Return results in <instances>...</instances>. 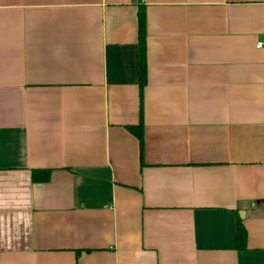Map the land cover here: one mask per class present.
Segmentation results:
<instances>
[{"label": "crops", "instance_id": "0c3cea01", "mask_svg": "<svg viewBox=\"0 0 264 264\" xmlns=\"http://www.w3.org/2000/svg\"><path fill=\"white\" fill-rule=\"evenodd\" d=\"M260 42L264 0H0V264H264Z\"/></svg>", "mask_w": 264, "mask_h": 264}, {"label": "trees", "instance_id": "16d2710c", "mask_svg": "<svg viewBox=\"0 0 264 264\" xmlns=\"http://www.w3.org/2000/svg\"><path fill=\"white\" fill-rule=\"evenodd\" d=\"M143 1V0H141ZM147 13H145V9L141 6L138 10V45H139V77H140V122L135 126H129L128 129L130 132L137 137L138 141H140V157H142L145 151V125L143 123L144 117V109H143V99H144V89L148 84V77H147V68H148V61H147V45H146V38H147ZM52 170L48 169H40V170H33L32 176L33 181L35 183H46L49 182L52 178ZM237 226H236V240H237V248L239 250H244L247 245V238L248 234L246 233L245 226L243 224L242 219L237 215Z\"/></svg>", "mask_w": 264, "mask_h": 264}, {"label": "built area", "instance_id": "2783aa9c", "mask_svg": "<svg viewBox=\"0 0 264 264\" xmlns=\"http://www.w3.org/2000/svg\"><path fill=\"white\" fill-rule=\"evenodd\" d=\"M262 46H264V42H260V44H258V48H260V47H262Z\"/></svg>", "mask_w": 264, "mask_h": 264}]
</instances>
